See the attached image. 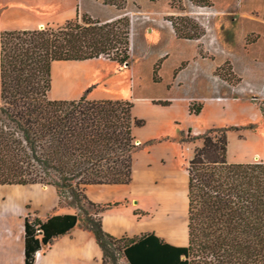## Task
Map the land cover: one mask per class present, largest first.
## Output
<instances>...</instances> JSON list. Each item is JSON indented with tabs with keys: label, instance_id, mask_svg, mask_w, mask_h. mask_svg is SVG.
<instances>
[{
	"label": "trees",
	"instance_id": "1",
	"mask_svg": "<svg viewBox=\"0 0 264 264\" xmlns=\"http://www.w3.org/2000/svg\"><path fill=\"white\" fill-rule=\"evenodd\" d=\"M117 2L106 0L121 10ZM175 20L177 39L199 38L188 18ZM129 39L126 15L107 21L82 15L56 28L0 32V186L51 187L57 208L75 210L45 221L24 218V264H34L36 252L75 227L92 234L102 264H117L116 252L126 264H264V162L229 163L225 128L192 139L201 144L186 166V246L149 233L115 238L103 230L102 214L116 204L94 203L86 190L130 184L140 149L133 130L144 121L132 116L128 101L50 99L51 66L99 58L126 65ZM188 110L198 115L201 106Z\"/></svg>",
	"mask_w": 264,
	"mask_h": 264
},
{
	"label": "rangeland",
	"instance_id": "2",
	"mask_svg": "<svg viewBox=\"0 0 264 264\" xmlns=\"http://www.w3.org/2000/svg\"><path fill=\"white\" fill-rule=\"evenodd\" d=\"M193 1L118 0L123 8L117 10L106 0H0V32L56 28L82 15L99 21L129 17L128 63L105 58L54 63L49 98L85 95L132 104V116L144 121L133 130L140 145L133 155L134 185L110 189L109 195L108 187L88 193L97 204H116L108 198L115 201L129 192L136 200L125 197V225L132 227L133 214L140 219L138 227L179 246L187 242L186 166L201 144L194 136L228 129L229 163L264 162V0ZM178 17L189 19L197 40L175 37L172 23L178 24ZM69 70L76 79L66 77ZM189 105H200V113L190 114ZM35 190L0 186V222L13 223L25 199L55 201L54 192L45 198ZM176 201L180 218L174 228ZM115 257L117 264H126L120 253Z\"/></svg>",
	"mask_w": 264,
	"mask_h": 264
},
{
	"label": "crops",
	"instance_id": "3",
	"mask_svg": "<svg viewBox=\"0 0 264 264\" xmlns=\"http://www.w3.org/2000/svg\"><path fill=\"white\" fill-rule=\"evenodd\" d=\"M133 185L134 182L131 180L130 184L126 186H91L87 188L86 195L90 201L97 203L89 196L88 192L91 188L108 187L109 195L112 193L110 192L112 191L110 189L125 188L129 190L133 187ZM12 187H30L37 189L35 191H37L39 197L44 195L45 198L50 193H55L53 188L39 185ZM125 197H130L131 202L136 200L134 196H129V192L125 195ZM125 197H119L115 201H110L108 198V203L112 202L117 205L102 214L103 230L115 238H134L147 233L155 235L151 228L143 229L140 226L138 227L140 219L135 217L133 214L130 216L134 222L132 227H127L125 225L126 222H128L127 216L124 212L126 208H124L123 205V203H127ZM57 201L58 199L56 193L55 201L48 205L44 204V202L40 199L31 200L28 198L22 202V210L17 215L15 221H13V223L17 226L9 222L6 218L2 219L0 222V264H24L23 222L27 215L36 217L41 221H45L47 218L54 215H72L75 213V210L72 208H57ZM166 243L177 247L187 245V242L183 246H179L178 244H174L170 241H167ZM34 264H102V252L92 234L84 231L80 227H75L68 234L55 239L50 246L40 250L39 255L35 257Z\"/></svg>",
	"mask_w": 264,
	"mask_h": 264
},
{
	"label": "bare ground",
	"instance_id": "4",
	"mask_svg": "<svg viewBox=\"0 0 264 264\" xmlns=\"http://www.w3.org/2000/svg\"><path fill=\"white\" fill-rule=\"evenodd\" d=\"M70 63H79V62H70ZM79 64H81V63H79ZM65 74H66V77H68V78H71V79H76L75 77H74V75H73V73H71L70 72V70L69 71H67V72H65ZM176 182H177V180H176ZM178 187V186H177ZM176 190V189H175ZM171 202V201H170ZM173 213H174V215H175V225H173V227L175 228L177 225H178V220H179V218H180V215H179V211H178V203H177V201L175 202V205H174V207H173V209L171 210ZM173 215V214H172ZM163 218V217H162ZM162 220H164V219H162ZM173 221H174V219H172Z\"/></svg>",
	"mask_w": 264,
	"mask_h": 264
},
{
	"label": "built area",
	"instance_id": "5",
	"mask_svg": "<svg viewBox=\"0 0 264 264\" xmlns=\"http://www.w3.org/2000/svg\"><path fill=\"white\" fill-rule=\"evenodd\" d=\"M39 255V251L35 253V257Z\"/></svg>",
	"mask_w": 264,
	"mask_h": 264
},
{
	"label": "water",
	"instance_id": "6",
	"mask_svg": "<svg viewBox=\"0 0 264 264\" xmlns=\"http://www.w3.org/2000/svg\"><path fill=\"white\" fill-rule=\"evenodd\" d=\"M137 143V142H136Z\"/></svg>",
	"mask_w": 264,
	"mask_h": 264
}]
</instances>
